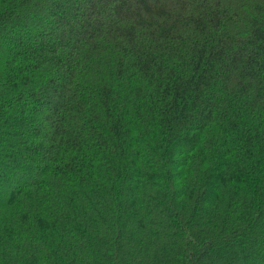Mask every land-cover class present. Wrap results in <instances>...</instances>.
I'll use <instances>...</instances> for the list:
<instances>
[{
	"label": "trees",
	"instance_id": "trees-1",
	"mask_svg": "<svg viewBox=\"0 0 264 264\" xmlns=\"http://www.w3.org/2000/svg\"><path fill=\"white\" fill-rule=\"evenodd\" d=\"M0 184V264H264V0H0Z\"/></svg>",
	"mask_w": 264,
	"mask_h": 264
},
{
	"label": "rangeland",
	"instance_id": "rangeland-1",
	"mask_svg": "<svg viewBox=\"0 0 264 264\" xmlns=\"http://www.w3.org/2000/svg\"><path fill=\"white\" fill-rule=\"evenodd\" d=\"M22 29H23V31L21 32V33H23V34H25V32H27V29H25L24 27H22ZM29 31V30H28ZM18 31H9L3 38H2V40H1V42L3 43V41L6 39V40H8V41H13L15 38H17V36H16V33H17ZM5 40V41H6ZM10 46V45H9ZM11 47V46H10ZM30 167H28V168H26V170L27 169H29ZM1 169H2V167H1ZM29 174V170L26 172V174ZM1 185H3V184H0V191L2 190V186ZM5 185H8V184H5ZM261 247H263V244H262V240H260V243L258 244H256V246H255V249H260ZM245 252V251H244ZM219 264H224L223 262L222 263H219Z\"/></svg>",
	"mask_w": 264,
	"mask_h": 264
}]
</instances>
